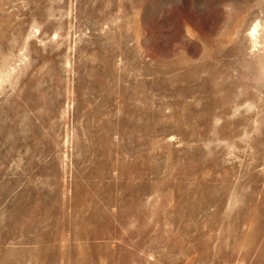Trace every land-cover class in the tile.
I'll return each mask as SVG.
<instances>
[{
  "label": "rangeland",
  "instance_id": "1",
  "mask_svg": "<svg viewBox=\"0 0 264 264\" xmlns=\"http://www.w3.org/2000/svg\"><path fill=\"white\" fill-rule=\"evenodd\" d=\"M0 264H264V0H0Z\"/></svg>",
  "mask_w": 264,
  "mask_h": 264
},
{
  "label": "bare ground",
  "instance_id": "2",
  "mask_svg": "<svg viewBox=\"0 0 264 264\" xmlns=\"http://www.w3.org/2000/svg\"><path fill=\"white\" fill-rule=\"evenodd\" d=\"M258 34V23L255 24L251 30V35L252 37H254L255 39L257 38Z\"/></svg>",
  "mask_w": 264,
  "mask_h": 264
}]
</instances>
